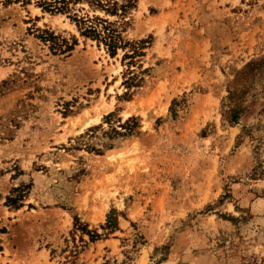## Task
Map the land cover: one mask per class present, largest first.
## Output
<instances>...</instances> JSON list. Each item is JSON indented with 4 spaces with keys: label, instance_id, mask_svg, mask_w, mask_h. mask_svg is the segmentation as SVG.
Segmentation results:
<instances>
[{
    "label": "rangeland",
    "instance_id": "obj_1",
    "mask_svg": "<svg viewBox=\"0 0 264 264\" xmlns=\"http://www.w3.org/2000/svg\"><path fill=\"white\" fill-rule=\"evenodd\" d=\"M124 21L131 59L0 0V264H264V0H134Z\"/></svg>",
    "mask_w": 264,
    "mask_h": 264
},
{
    "label": "trees",
    "instance_id": "obj_2",
    "mask_svg": "<svg viewBox=\"0 0 264 264\" xmlns=\"http://www.w3.org/2000/svg\"><path fill=\"white\" fill-rule=\"evenodd\" d=\"M25 2V0H21ZM35 5L43 11L51 14L67 15V18L75 25L81 37L90 39L97 43L98 46H103L105 51L111 56L116 55L117 49H123L126 46L132 48L131 55H125L126 58L131 59L133 56L139 54V50L145 42L128 44L122 38V31L120 29L127 27L128 23L124 21L125 15L129 9L134 8V0H124L120 4L115 0H34ZM87 6L92 11H99L104 15L118 18L121 22H110L107 19H101L96 16L90 17L87 13H83L84 8L75 10L77 6ZM39 39L49 45V49L54 54H66L72 51L76 44L74 40L69 43L60 37L54 36L53 33L42 32ZM22 190L15 189L13 193H21ZM23 197L22 194H17L7 198V206L17 209V204ZM77 223V220L75 219ZM113 221L108 218L106 229L112 228ZM91 238H97L98 235H89Z\"/></svg>",
    "mask_w": 264,
    "mask_h": 264
}]
</instances>
